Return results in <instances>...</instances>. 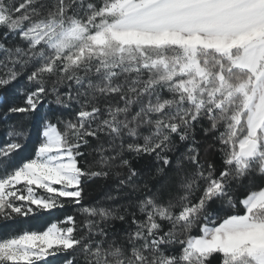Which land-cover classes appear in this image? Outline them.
<instances>
[{
    "label": "snow or ice",
    "instance_id": "1",
    "mask_svg": "<svg viewBox=\"0 0 264 264\" xmlns=\"http://www.w3.org/2000/svg\"><path fill=\"white\" fill-rule=\"evenodd\" d=\"M0 27L4 40L26 45L0 41V90L22 100L5 101L0 119L30 116L50 95L75 106L73 119H44L34 158L18 159L22 126L0 138V216L71 205L87 217L82 229L68 215L66 226L0 241V264H264V187L239 198L234 187L264 178V0H0ZM25 73L28 86L12 87ZM204 119L205 133H217L220 168L197 147ZM174 138L191 140L175 160V185L169 177L130 201L134 212L84 206V181L107 169H127L120 189H148L133 160L153 157L163 174ZM93 141L100 170L83 166ZM217 201L228 205L223 217L208 213Z\"/></svg>",
    "mask_w": 264,
    "mask_h": 264
},
{
    "label": "trees",
    "instance_id": "2",
    "mask_svg": "<svg viewBox=\"0 0 264 264\" xmlns=\"http://www.w3.org/2000/svg\"><path fill=\"white\" fill-rule=\"evenodd\" d=\"M18 4L21 0H15ZM7 30L5 28L0 27V41L5 43L8 47H13L15 45H20L22 47H26L22 41H20L19 36H13L9 34L8 39L4 40L3 34ZM5 57V53L0 51V60H3ZM7 69L3 66H0V75H5ZM26 75L21 76L18 81L12 87L22 88L27 87ZM51 80H49L48 85L51 87ZM60 93L67 91L66 87H60ZM167 95V93H165ZM111 99L113 103L119 102V98H108ZM51 103L46 102L45 106L39 109L36 113L24 117L22 114L20 116H14L10 120L5 121L0 119V138H7L4 134L7 129L11 126L12 123H16L22 126L26 132L28 133L27 137L23 141L25 144L24 149H22L20 158H34L35 148L37 144V136L36 132L40 125L43 123L45 118L52 120L53 123L56 122V118L59 117L62 121H67L73 119L75 116V106L72 108H63L55 104V96L50 95L47 98ZM5 101L8 104H20L22 100L19 96L13 95L11 91L0 90V116L3 115V108L6 106ZM106 102L104 98H101L100 103L101 106ZM209 121L204 119L200 122L199 125L195 128V140L198 142L197 147H199L201 156L204 158V162H212L217 168H220L221 165V155L217 151L220 147L219 142L215 139L217 133L209 132L205 133L204 129L208 128ZM59 127L61 130L63 129V124H60ZM223 128H221V131ZM102 139H105L102 137ZM176 140V144L178 148L174 152L168 153V155L173 160V165H169L165 167L163 174H157V167H163L158 161H156L153 157L144 156L138 160H133V167L141 174V179L137 182L139 184H143L144 180L148 181L149 188L144 189L140 188L137 192H131L127 188L120 189L118 188L119 180L122 179L125 175H127L126 168H111L107 169L109 171V175L100 178H91L86 179L83 184L84 189V206H95V207H106V208H118L120 212H123L125 207L129 206L130 201H136L139 198H142L146 194H150V191H155L156 188L165 184L166 181H169V177H172L169 186L175 185L176 177L173 174V168L175 160L181 153H184L187 147L191 144V140L186 142H180L178 138H174ZM96 142L93 143L83 149L88 155H86L84 160L85 167H91L92 170H100L99 165L96 163L98 160V155L93 151ZM212 146V147H210ZM190 164L186 163V168H191ZM119 172L120 176H117L116 173ZM22 187V186H20ZM235 187V196L239 198L240 196L246 194V192L250 190H257L261 187H264V178L259 177L256 174H253L251 177L245 179L240 186ZM173 192L176 193V189L173 188ZM179 194H182L179 193ZM199 192H196L194 196H198ZM111 197V199H109ZM228 205L217 201L209 206L208 213L212 215H216L219 217H223L226 215L224 209H227ZM129 212L136 211L134 206L128 207ZM235 211H240L239 208L235 209ZM68 215H72L76 218L77 227L83 228V222L87 219V217L81 212L79 206H71L69 205L65 209H56L54 211H44L40 209H35L31 212L27 217L21 215H13L11 217L5 218L4 216H0V241L4 239L15 237L23 232H43L51 227L52 224H57L58 226H66L65 218ZM139 216V213H137ZM113 225V229L117 232H122L125 225L119 221L114 220L111 221ZM52 260V264H62V257H50ZM214 264H219L218 259L214 262Z\"/></svg>",
    "mask_w": 264,
    "mask_h": 264
},
{
    "label": "rangeland",
    "instance_id": "3",
    "mask_svg": "<svg viewBox=\"0 0 264 264\" xmlns=\"http://www.w3.org/2000/svg\"><path fill=\"white\" fill-rule=\"evenodd\" d=\"M20 187V186H19ZM46 231V230H45Z\"/></svg>",
    "mask_w": 264,
    "mask_h": 264
}]
</instances>
